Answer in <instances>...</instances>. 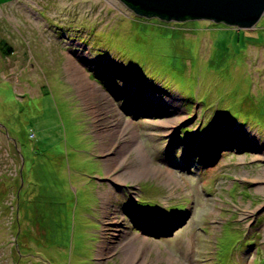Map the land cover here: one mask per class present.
<instances>
[{"label":"rangeland","instance_id":"1","mask_svg":"<svg viewBox=\"0 0 264 264\" xmlns=\"http://www.w3.org/2000/svg\"><path fill=\"white\" fill-rule=\"evenodd\" d=\"M262 14L244 30L0 0V264H125L129 243L132 264H264Z\"/></svg>","mask_w":264,"mask_h":264},{"label":"water","instance_id":"2","mask_svg":"<svg viewBox=\"0 0 264 264\" xmlns=\"http://www.w3.org/2000/svg\"><path fill=\"white\" fill-rule=\"evenodd\" d=\"M134 14L163 21L205 19L238 29L254 27L264 0H119Z\"/></svg>","mask_w":264,"mask_h":264},{"label":"bare ground","instance_id":"3","mask_svg":"<svg viewBox=\"0 0 264 264\" xmlns=\"http://www.w3.org/2000/svg\"><path fill=\"white\" fill-rule=\"evenodd\" d=\"M67 65V73L69 74V78L75 82L77 89L80 91L81 95L83 96V99L86 100L87 96H86V92L89 93V91L94 90L95 92L98 93L97 89L98 87L91 82L88 78L87 75L84 73L83 69L80 67V65L78 63H76L71 57H68V61L66 63ZM142 88V85L140 84V87ZM136 90L138 92H141V89ZM136 93V92H135ZM141 94H137V96H140ZM135 100V99H134ZM136 103L139 104L138 100H135ZM91 113H95L94 111H91ZM95 119V118H94ZM116 127H112L110 129H107L106 132L103 133H99V138H101V141L105 138L108 137L110 140H112V136L115 135L116 132ZM132 137V136H131ZM115 141V140H114ZM113 141L112 143V147L115 145V142ZM126 145L122 144L118 150H116V154L112 157H109L106 159V168H107V173H110L112 171H114L115 169L118 168L119 165H122L124 162L123 157L126 155L127 153V148ZM139 159L141 161H145V158L142 157V155H139ZM119 163V164H118ZM115 164H118V166H116ZM143 164V163H142ZM109 169V170H108ZM155 169H153L154 171ZM150 171V169H145V167L140 166L139 169L136 168H132L131 169H126L125 171H123L125 174L128 175V177L134 178V177H139L141 175H145L146 173H148ZM122 172V173H123ZM121 173V172H120ZM119 176L120 174H113L112 178L115 179L116 181H119ZM135 246L132 243H129V245L126 247V249L124 250L125 253V264L128 262L129 264H132L134 261V259L137 256V249L139 248L138 246Z\"/></svg>","mask_w":264,"mask_h":264},{"label":"trees","instance_id":"4","mask_svg":"<svg viewBox=\"0 0 264 264\" xmlns=\"http://www.w3.org/2000/svg\"><path fill=\"white\" fill-rule=\"evenodd\" d=\"M185 20H191V19H185ZM8 50H9V48H7L6 50L3 49V50H2V54L8 55V54H9ZM205 98H206L205 95H202L201 97H197V99L200 100V101H203ZM202 103H203V102H202ZM235 239H236V238H235Z\"/></svg>","mask_w":264,"mask_h":264}]
</instances>
